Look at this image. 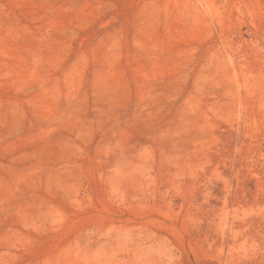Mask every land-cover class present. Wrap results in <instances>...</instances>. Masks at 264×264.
I'll return each mask as SVG.
<instances>
[{
    "label": "rangeland",
    "instance_id": "1",
    "mask_svg": "<svg viewBox=\"0 0 264 264\" xmlns=\"http://www.w3.org/2000/svg\"><path fill=\"white\" fill-rule=\"evenodd\" d=\"M0 264H264V0H0Z\"/></svg>",
    "mask_w": 264,
    "mask_h": 264
}]
</instances>
